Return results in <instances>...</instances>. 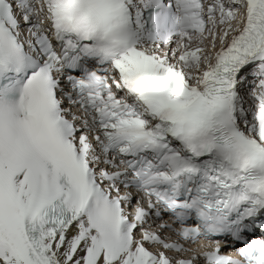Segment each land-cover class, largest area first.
Here are the masks:
<instances>
[{
    "label": "snow or ice",
    "instance_id": "snow-or-ice-1",
    "mask_svg": "<svg viewBox=\"0 0 264 264\" xmlns=\"http://www.w3.org/2000/svg\"><path fill=\"white\" fill-rule=\"evenodd\" d=\"M0 264H264V0H0Z\"/></svg>",
    "mask_w": 264,
    "mask_h": 264
}]
</instances>
